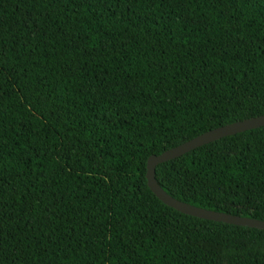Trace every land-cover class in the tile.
<instances>
[{"label": "trees", "instance_id": "trees-1", "mask_svg": "<svg viewBox=\"0 0 264 264\" xmlns=\"http://www.w3.org/2000/svg\"><path fill=\"white\" fill-rule=\"evenodd\" d=\"M264 115V0H0V264H264V230L181 213L147 158ZM158 184L264 220V126Z\"/></svg>", "mask_w": 264, "mask_h": 264}, {"label": "water", "instance_id": "water-1", "mask_svg": "<svg viewBox=\"0 0 264 264\" xmlns=\"http://www.w3.org/2000/svg\"><path fill=\"white\" fill-rule=\"evenodd\" d=\"M260 126H264V115L246 118L210 129L172 148H169L158 155H150L146 161L145 172L148 187L160 201L181 213L203 219L220 221L234 225L248 226L264 230V220L205 209L180 201L172 197L164 189H162L155 177V168L159 163L177 158L190 151L191 149L207 144L221 137L229 136Z\"/></svg>", "mask_w": 264, "mask_h": 264}]
</instances>
